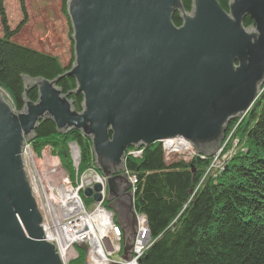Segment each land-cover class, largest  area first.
I'll list each match as a JSON object with an SVG mask.
<instances>
[{
	"label": "water",
	"instance_id": "water-1",
	"mask_svg": "<svg viewBox=\"0 0 264 264\" xmlns=\"http://www.w3.org/2000/svg\"><path fill=\"white\" fill-rule=\"evenodd\" d=\"M229 4L228 12L218 0H193L187 11L182 0H68L75 50L69 75L84 95L83 110L57 79L25 77V92L37 88L39 98L18 112L0 92V264H61L45 239L22 155L41 121L51 120L62 135L91 137L116 196L129 146L183 136L206 154L217 150L227 122L247 110L264 81V0ZM246 15L254 25L243 26ZM103 187L85 194L95 190L101 200Z\"/></svg>",
	"mask_w": 264,
	"mask_h": 264
},
{
	"label": "trees",
	"instance_id": "trees-1",
	"mask_svg": "<svg viewBox=\"0 0 264 264\" xmlns=\"http://www.w3.org/2000/svg\"><path fill=\"white\" fill-rule=\"evenodd\" d=\"M218 1L228 10L231 0ZM60 2L71 25L68 0ZM182 3L187 11L192 10L193 0ZM0 18V88L9 94L14 108L20 111L26 101H38L37 88L25 92L24 78L30 77L57 79V86L64 93H71L74 108L82 111L84 95L75 92L77 80L69 75L75 63L74 41L70 40L72 59L66 65L58 55L14 39L21 27L11 28L4 0H0ZM172 19L175 25L182 24L179 13ZM252 24V19L247 18L245 26ZM70 29L72 36V25ZM258 101V109L264 114V97ZM250 132H254V152L247 156L243 172L231 175L230 181L228 177L200 183L201 160L188 164L176 158L166 164L163 144L159 143L146 148L140 162L134 158L127 160L126 169L138 174L132 206L136 213L147 215L151 233L157 240L142 264H264V115H260ZM261 135L263 138L258 141L256 136ZM55 139L62 144L72 139L82 148L83 156L91 157L93 148L82 132L63 136L54 122L41 121L35 130L34 143Z\"/></svg>",
	"mask_w": 264,
	"mask_h": 264
},
{
	"label": "rangeland",
	"instance_id": "rangeland-1",
	"mask_svg": "<svg viewBox=\"0 0 264 264\" xmlns=\"http://www.w3.org/2000/svg\"><path fill=\"white\" fill-rule=\"evenodd\" d=\"M4 1L11 28L19 30L21 27L17 35L14 37L18 43L31 46L47 53L56 54L64 64L67 65L70 63L72 59L70 51L72 29H70V26L72 24H69L67 16H65L61 10L60 0H23V3H21V0ZM23 9L26 10V13ZM222 9L227 11V9L223 7ZM1 25L2 22L0 18V32L2 29ZM0 92L4 95L5 99L9 100L13 105L8 93L1 88ZM260 92L259 95L263 98L264 83L260 86ZM259 105L260 101L254 102L253 100L247 110H245L246 113L244 112L241 116L239 115L238 117H235V121L233 122L237 123V125L234 127L230 126L231 129L229 130V133H227L226 136L223 135L222 142L219 143L217 150L212 154L198 151L196 147H193L191 153L188 150H184V152H188V154H181L178 153L179 150L177 148H173L174 146H172V144L165 142L168 139H161L163 142L165 163L170 164L173 160L180 161V159H184L189 164L190 160H193V163H195V161L203 160L208 157L206 162L208 165L206 167L199 165L200 163H198V166L200 167L199 172L202 174L200 183H207L208 180L211 182H217L228 177L227 180L230 181L231 175L239 176L243 172L242 169L245 166L247 156L251 152H254V132H250L254 126H250L248 118L250 117L249 112H252L254 116L256 113V117L260 114V110L258 109ZM66 135H70V132L68 134L63 133V136ZM86 138L89 139L93 148L91 137L86 136ZM34 140L35 138L30 143L25 144L22 155L24 169L31 179V187L35 202L37 203L38 210L42 216L41 225L42 229L45 231V239L52 242L57 247V253L59 255L63 254L64 263L61 264H93L91 255H89L86 250L79 248L78 245H81V243L74 241V237L70 234H65L61 237L58 235L57 230L55 233L54 229L61 225V228L65 230L66 224L64 223L67 222V224H71L72 219L70 218L74 216H69V208H75L78 206L79 201L81 202L82 210L78 215H80L85 209L84 213L94 214L100 204L94 199V195L87 196L85 190L88 188L94 189L98 182H102L104 184L102 189L103 197L109 196L108 177H105L98 169L93 149L91 157L86 158L85 155L83 156V150L80 145L72 139L63 141V144L60 139L46 142L40 141L38 145L34 143ZM153 144H150L147 147L145 145L141 147L132 145L126 149L123 156L125 169L116 173L123 174L122 184L124 187L127 185L135 187L138 182V174L126 169L125 164L127 160L131 158L128 154L131 153L134 160L140 162L139 160L142 158L144 150ZM174 153H176V157L173 156ZM167 155L169 157H167ZM82 157L83 163H81ZM97 175H99L98 178ZM76 178L79 180L83 179L87 183V187L78 190L79 197H73L70 204H68L69 202L65 203L62 194L65 193V191L71 192V188L74 191L77 190L76 185L73 186ZM132 195L134 196V193ZM104 204H106V202H104L103 205ZM116 209V214L120 212L118 210H121L124 214L128 213L127 207L125 208L120 204H116ZM137 215L140 217H147L144 212L140 211H137ZM120 216L121 215L118 214V218ZM114 220L117 221V215H115ZM124 224L128 226V223ZM143 231L144 234L142 232L135 234L136 239L140 236L143 238L145 237L146 230ZM147 236L149 237L143 240L145 243L154 242L156 239L151 231ZM58 239L63 243L62 246L58 243ZM101 241V239L95 241V247H100L98 244ZM141 244L142 243H140V245ZM68 247L70 248L68 249ZM150 247V245L146 244L145 251H149ZM86 248L87 250L90 249L89 247ZM115 258L121 261L119 257L115 256ZM142 259L143 258L140 259L138 264H142Z\"/></svg>",
	"mask_w": 264,
	"mask_h": 264
},
{
	"label": "bare ground",
	"instance_id": "bare-ground-1",
	"mask_svg": "<svg viewBox=\"0 0 264 264\" xmlns=\"http://www.w3.org/2000/svg\"><path fill=\"white\" fill-rule=\"evenodd\" d=\"M229 6H230V4H228V7H227L228 8V10H227L228 12H229ZM247 18H250V16L246 15L242 19L243 20L242 24H243L244 27H247V26H245V21L247 20ZM252 25H254V21H253ZM263 83H264V81H262L261 84H263ZM256 92L258 94H260L261 93L260 92V88H258ZM261 98L262 97L259 95L257 98L254 99V102H256L258 99L261 100ZM244 112H242L240 114V116ZM249 115H250V117L248 118V121L250 123V126L253 127L255 125V123H256L255 122L256 113H255V116H254L252 112H249ZM259 115H264V114L260 113ZM259 115L257 116V120L259 119ZM234 119L235 118H233V119H231V120H229L227 122L226 127L223 130V135L226 136L227 133H229V130L231 129L230 126L234 127V126L237 125V123L233 122V121H235ZM72 133L73 132H70V134H72ZM262 136L263 135H261L259 137L256 136V139H258V141H261V139L263 138ZM182 137L183 136H177V137H174V138H171V139L169 137L168 138H164V139H168L165 142H168V143L172 144V146H174L173 148H177L179 150L178 153H181V154H188V152H184V150H188L191 153L193 151V147L197 148V146L191 140H189L187 138H182ZM220 142H222V139H221ZM158 143L162 144L163 142L160 140ZM128 155L131 158H133V155L131 153H129ZM173 156L176 157V153H174ZM167 157H169V156L167 155ZM207 160H208V157L206 159L201 160L199 162L200 163L199 165H202V166L206 167L208 165V163H206ZM180 161H182L184 163H188L184 159H180ZM191 162H193V160H190V163ZM198 171H200V167L198 168ZM98 177H99V175H97V178ZM29 180H30V184H32L30 177H29ZM92 182H94V181H92ZM117 182L121 183V185H120V188L122 190L121 193L116 196V195H113V194H111L109 192V196L103 197V192L99 191V193H101V197L102 198H101V200H98L97 202L100 203V207L102 209H103V203L106 202V204H104V206L106 208L112 209L113 212L115 213V215H117V222H118L117 231H119V236H117V232L115 230H113L112 233L109 234V228H106L103 225H98L100 233L101 234H105L106 236H108V237L104 238L98 244V246L102 247V251H110L111 254L113 252V255H119L123 259L122 262H118V261H116L115 258H113V260L109 264H126V263L131 264V262H132V264H138L140 259L143 258L146 255V252L148 251V250L145 251L146 244L152 246L154 243H156L157 240H155L154 242H147V243L143 242L144 239H147L149 237V236H147V234L151 230H149L150 229V225H149V222H148V218L147 217L138 216L136 211L134 210V207L131 206V196L135 192V188L136 187H134V188L132 187L133 189L129 188L128 190H126V192L130 191V193H131V194H127V193L123 192L124 186H123L121 180L119 179V180H117ZM74 183L75 184L73 186L76 185L77 188H81V185L86 184V182L83 179L79 180L77 178L74 181ZM100 183L104 186V184L102 182H100ZM105 192H106V189H105ZM96 193H97L96 191H93L92 195H95ZM73 197H77V196L70 195V196L67 197V195L65 193L62 194V198H64V199L67 198V200H71ZM133 201H134V199H133ZM116 204L117 205L120 204V205H122L125 208L127 207L128 213L124 214L121 210H118V211H120V212H118V214L121 215L118 218V214H116L117 213L116 212L117 211ZM73 210L75 212L69 211V216L70 215L74 216V217L70 218V219H72V222L75 221V214L79 213V211L81 210V205L76 206L75 208H73ZM106 219H109V218L107 216L101 217V218L98 219V221H104ZM124 223H128V226H126ZM56 230H57L58 235H60V231H59L58 226L56 227V229H54L55 233H56ZM143 230H146L145 237L143 238V237L140 236V237H138L136 239V235L135 234L138 233V232H142L144 234ZM44 235H45V233H44ZM71 235L74 237V241H78V243L84 244L86 247L93 248L95 246L94 243L92 245H90L87 240H82L81 238L79 239L77 231L75 229H73V228L71 229ZM110 240H111V242H110ZM57 241L60 244V246H62L63 243L61 242V240L58 239ZM140 243H142V244L140 245ZM118 245H119V248L117 250H115ZM69 248L70 247H68V249ZM88 250L90 251L89 255H91L93 264L99 263L96 255L94 254V252L91 249H88ZM113 250H115V251H113ZM62 255L63 254L59 255V257H60L61 263H64V259H63ZM135 256H138V257H135Z\"/></svg>",
	"mask_w": 264,
	"mask_h": 264
},
{
	"label": "built area",
	"instance_id": "built-area-1",
	"mask_svg": "<svg viewBox=\"0 0 264 264\" xmlns=\"http://www.w3.org/2000/svg\"><path fill=\"white\" fill-rule=\"evenodd\" d=\"M85 187H87V183L84 185H81V188H85ZM81 188H77L76 191L72 190L71 188V192L65 191V194L67 195V197L70 195H75L79 197L78 190H80ZM64 201L65 203L69 202L68 204H70L71 202V200H67V198L64 199ZM79 205H81L80 201L78 202V206ZM81 210H82V205H81ZM81 210L79 212H81ZM85 210H83V212L80 215H78V213L75 214V221L71 222V224H67V222L64 223L66 224L65 230H63L60 227L61 225L58 226L61 237H63L65 234L71 235V229L73 228L77 231L79 239L81 238L82 240H87L88 243L92 245L98 239L103 240L104 238L108 237L105 234L100 233L98 225H103L104 227L109 228V234H111L112 231L115 230L117 232V236H119V231H117L118 222L114 220L115 213L113 212V210L106 208L104 205H103V209L99 206V208L96 209L94 214L84 213ZM69 211L75 212L73 208H69ZM105 216H107L109 219H106L104 221H98L99 218L105 217ZM118 248L119 246H117L115 250H117ZM90 249L94 252L100 264H109L113 260V258H115V256L121 259V261H119L117 258H115L116 261L118 262L123 261V259L119 255H113V252L111 254L110 251H102V247L94 246L93 248H90Z\"/></svg>",
	"mask_w": 264,
	"mask_h": 264
}]
</instances>
